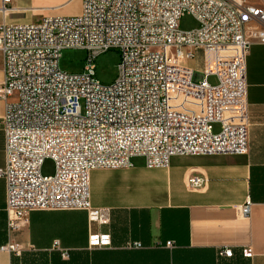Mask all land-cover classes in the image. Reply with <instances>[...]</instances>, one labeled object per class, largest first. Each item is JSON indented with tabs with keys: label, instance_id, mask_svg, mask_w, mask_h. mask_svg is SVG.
Masks as SVG:
<instances>
[{
	"label": "built area",
	"instance_id": "built-area-1",
	"mask_svg": "<svg viewBox=\"0 0 264 264\" xmlns=\"http://www.w3.org/2000/svg\"><path fill=\"white\" fill-rule=\"evenodd\" d=\"M12 2L2 0L3 8ZM184 14L198 27L182 30ZM254 42L264 44V5L247 0H81L76 14L1 23L0 178L9 233L35 210H84L91 222L109 221V210L91 202L96 169H128L135 157L148 169H167L173 157L247 154V58ZM70 48L87 52L82 72L60 69L61 53ZM114 48L121 53L118 75L105 84L95 60ZM47 158L55 162L51 176L42 174ZM203 183L188 179L192 189ZM239 214L251 217L250 201ZM88 245L108 247L111 236L90 233ZM126 246L143 247L139 241ZM2 249L20 253L12 239ZM233 254L230 246L218 251ZM242 254L253 258L252 247Z\"/></svg>",
	"mask_w": 264,
	"mask_h": 264
},
{
	"label": "crops",
	"instance_id": "crops-1",
	"mask_svg": "<svg viewBox=\"0 0 264 264\" xmlns=\"http://www.w3.org/2000/svg\"><path fill=\"white\" fill-rule=\"evenodd\" d=\"M41 1H50L44 10L48 14L35 9L23 15L13 4L4 9L0 0V24L64 15L62 10L75 0ZM27 18L32 21H23ZM3 68L0 54V83ZM247 82V154L173 157L167 169H148L142 157H135L142 162L136 164L133 158L128 169H96L90 176L91 202L109 210L105 223L91 222L84 210H35L23 228L11 234L6 184L0 178V264H264L263 43L250 47ZM5 109L0 100V169L5 165ZM193 176L204 179L198 189L188 185ZM247 201L250 218L239 214ZM93 232L110 234L111 245L91 248L88 236ZM10 239L19 244L20 253L2 249ZM131 241L143 247L127 248ZM168 241L171 247L165 245ZM248 245L254 252L251 259L242 254ZM226 246L232 247L233 257L218 255Z\"/></svg>",
	"mask_w": 264,
	"mask_h": 264
},
{
	"label": "rangeland",
	"instance_id": "rangeland-1",
	"mask_svg": "<svg viewBox=\"0 0 264 264\" xmlns=\"http://www.w3.org/2000/svg\"><path fill=\"white\" fill-rule=\"evenodd\" d=\"M248 2H252L254 0H247ZM50 1H41V0H13L12 4L15 9L20 13L30 14L31 10H42L45 14L48 12L44 11L48 9L51 3ZM32 3V4H31ZM255 3L258 5H263V0H255ZM81 0H75L68 6L64 8L62 11L66 12V14H76L80 11ZM35 20V19H33ZM23 21H32V19L27 18ZM199 23L196 19L190 14H184L181 19L180 28L182 30H191L197 28ZM87 52L82 49H64L61 53V57L59 60V67L61 70L68 73H79L84 70V66L86 63ZM121 53L118 49H110L103 53H101L95 60L96 65V77L102 83L110 84L114 82L118 75V64L120 62ZM191 65H195V62H190ZM202 80V74L197 70L195 73L194 81L199 82ZM212 83H215L213 79H210ZM220 130L219 125L214 126V131L218 132ZM143 159H134V163L139 164ZM55 172V162L47 158L45 159L42 166V174L44 176H51Z\"/></svg>",
	"mask_w": 264,
	"mask_h": 264
}]
</instances>
